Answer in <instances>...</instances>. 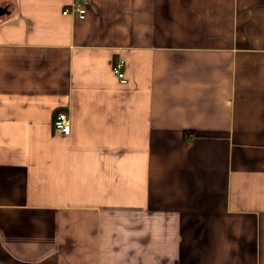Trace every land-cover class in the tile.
Segmentation results:
<instances>
[{
    "label": "crops",
    "instance_id": "obj_1",
    "mask_svg": "<svg viewBox=\"0 0 264 264\" xmlns=\"http://www.w3.org/2000/svg\"><path fill=\"white\" fill-rule=\"evenodd\" d=\"M70 1L0 0V264H264V0Z\"/></svg>",
    "mask_w": 264,
    "mask_h": 264
},
{
    "label": "built area",
    "instance_id": "obj_2",
    "mask_svg": "<svg viewBox=\"0 0 264 264\" xmlns=\"http://www.w3.org/2000/svg\"><path fill=\"white\" fill-rule=\"evenodd\" d=\"M62 14H72L78 18H83L85 7L81 0H71L61 11ZM124 62L121 58H116L111 64V70L119 81H123ZM51 125L53 130L60 135H67L70 131V120L66 108L58 109L54 112Z\"/></svg>",
    "mask_w": 264,
    "mask_h": 264
}]
</instances>
